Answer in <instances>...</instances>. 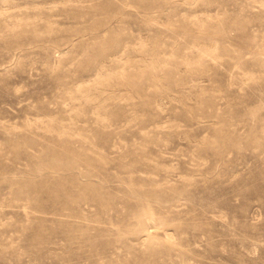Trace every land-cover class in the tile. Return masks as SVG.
<instances>
[{"label":"rangeland","instance_id":"obj_1","mask_svg":"<svg viewBox=\"0 0 264 264\" xmlns=\"http://www.w3.org/2000/svg\"><path fill=\"white\" fill-rule=\"evenodd\" d=\"M0 264H264V0H0Z\"/></svg>","mask_w":264,"mask_h":264}]
</instances>
